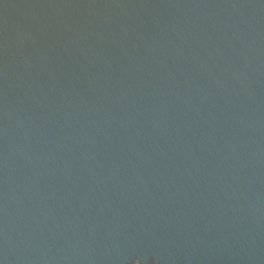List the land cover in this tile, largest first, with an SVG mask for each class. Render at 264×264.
I'll return each mask as SVG.
<instances>
[{"label": "water", "instance_id": "1", "mask_svg": "<svg viewBox=\"0 0 264 264\" xmlns=\"http://www.w3.org/2000/svg\"><path fill=\"white\" fill-rule=\"evenodd\" d=\"M264 264V0H0V264Z\"/></svg>", "mask_w": 264, "mask_h": 264}, {"label": "snow or ice", "instance_id": "2", "mask_svg": "<svg viewBox=\"0 0 264 264\" xmlns=\"http://www.w3.org/2000/svg\"><path fill=\"white\" fill-rule=\"evenodd\" d=\"M135 264H141L140 260L137 259V260L135 261Z\"/></svg>", "mask_w": 264, "mask_h": 264}]
</instances>
